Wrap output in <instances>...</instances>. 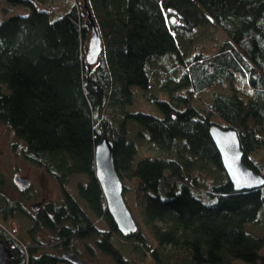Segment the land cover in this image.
I'll use <instances>...</instances> for the list:
<instances>
[{
  "label": "trees",
  "instance_id": "1",
  "mask_svg": "<svg viewBox=\"0 0 264 264\" xmlns=\"http://www.w3.org/2000/svg\"><path fill=\"white\" fill-rule=\"evenodd\" d=\"M6 1L30 12L0 22V122L63 192L29 210L28 193H2L0 174L9 264H68L66 251L117 264L146 255L157 264H264V187L253 202L236 191L209 133L213 123L235 129L244 163L264 175V0ZM87 9L102 41L91 67ZM135 89L168 93L148 95L161 115L130 110ZM102 138L114 142L124 198L131 191L139 207L132 236L117 230L95 174ZM146 147L161 155L137 159ZM78 175L86 181L74 196L67 187ZM256 209L244 222L242 212ZM20 217L29 221L17 229Z\"/></svg>",
  "mask_w": 264,
  "mask_h": 264
},
{
  "label": "rangeland",
  "instance_id": "2",
  "mask_svg": "<svg viewBox=\"0 0 264 264\" xmlns=\"http://www.w3.org/2000/svg\"><path fill=\"white\" fill-rule=\"evenodd\" d=\"M29 9H26L23 6H13L10 5L6 0H0V22L4 21L5 19L9 18L13 15H27L29 13ZM92 33H90V36ZM224 38V34L221 30L217 29L215 34L216 42L222 40ZM89 38L87 40V45L85 50L88 48ZM226 85L219 86V89H226ZM156 95L158 97L168 99L169 94L158 89L155 92H149L147 90L142 89H135L133 94V104L129 106V109L132 111H143L148 112L155 115H161L157 105L151 99V96L148 95ZM141 145L143 142L138 141ZM146 145V144H145ZM145 147V146H144ZM24 144L22 140H20L15 132L5 123L0 122V174L4 176L5 185L3 186L2 193L6 195L11 200H16L21 197L17 186L13 183V177L16 170L20 172V174L32 181V187L28 191V195L30 199L28 202L26 201L25 204L28 206L29 210H32L33 205L37 204L44 200L45 203L47 202H61L63 197V192L60 185L52 179L43 169L38 167L37 165L33 164L29 161L23 153ZM161 155V152L156 149L146 148H139L137 153V159L142 157L148 156H155ZM18 172V173H19ZM86 178L83 175H78L73 178V181L68 185L67 190L74 196L77 194V184L79 182H85ZM131 185V184H130ZM132 186V185H131ZM243 196L247 197L249 201L253 202L259 196V191L254 190L250 191L249 193L244 194ZM125 199L127 203L130 205L133 214L135 215V219L138 221L140 220V213L139 207L135 203L133 193L131 191H127L125 193ZM40 204V203H39ZM257 210H246L243 211L242 214L245 217L244 222L251 221L254 217H256ZM21 220L14 222L12 225L17 229L23 225V227L28 225L29 220H24L25 218L20 217ZM229 219V216L223 215L216 219V224L218 228H222ZM231 219V218H230ZM22 224V225H21ZM140 227L143 228L142 224L140 223ZM144 231L148 232L145 227L143 228ZM23 233V232H22ZM149 233V232H148ZM24 234V233H23ZM44 236H48V233H44ZM151 239V236H149ZM120 237H118L119 239ZM124 241V240H121ZM125 244L128 242L124 241ZM152 243L154 244L153 240ZM121 245V247H125ZM81 248V247H80ZM47 252L60 254V251L55 248H47ZM124 254L126 256L131 255L130 250L128 248H124ZM62 255V253L60 254ZM83 259L86 260L89 264H117L116 260L112 257L105 255V254H97L96 258H90L87 253L83 252ZM129 264H157L151 256L146 255L143 261L141 262H127Z\"/></svg>",
  "mask_w": 264,
  "mask_h": 264
},
{
  "label": "water",
  "instance_id": "3",
  "mask_svg": "<svg viewBox=\"0 0 264 264\" xmlns=\"http://www.w3.org/2000/svg\"><path fill=\"white\" fill-rule=\"evenodd\" d=\"M86 15L92 31L86 50V63L88 67H91L98 61L102 52V41L99 29L89 9L86 10ZM209 133L236 191H251L264 187V175L257 173L244 163V151L240 136L235 129L213 123L210 125ZM95 174L100 183L107 210L113 218L117 230L123 236L136 234L138 223L124 198L123 181L115 168L114 142L108 138H102L96 145ZM13 183L21 191L27 189L31 184L30 180L22 177L20 173L14 175ZM61 257L68 264H89L74 251H66ZM0 264H9V252L1 240Z\"/></svg>",
  "mask_w": 264,
  "mask_h": 264
},
{
  "label": "flooded vegetation",
  "instance_id": "4",
  "mask_svg": "<svg viewBox=\"0 0 264 264\" xmlns=\"http://www.w3.org/2000/svg\"><path fill=\"white\" fill-rule=\"evenodd\" d=\"M16 172H19L18 170H16L15 171V173ZM14 173V174H15ZM20 173V172H19ZM30 182H31V184H30V186L27 188V189H25V190H23V192H26V193H28V191L30 190V188L32 187V181L30 180ZM40 203V204H39ZM44 204H46L45 202H44V200H42L41 202H38L37 204H35V205H33L32 207L34 208V209H37L39 206L41 207L42 205H44ZM64 253V252H63ZM63 253H62V255H63ZM61 255V256H62ZM86 261V260H85ZM87 262V261H86Z\"/></svg>",
  "mask_w": 264,
  "mask_h": 264
}]
</instances>
